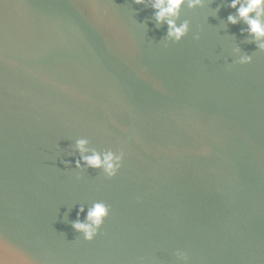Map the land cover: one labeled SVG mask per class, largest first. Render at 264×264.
<instances>
[{"label":"water","instance_id":"water-1","mask_svg":"<svg viewBox=\"0 0 264 264\" xmlns=\"http://www.w3.org/2000/svg\"><path fill=\"white\" fill-rule=\"evenodd\" d=\"M230 13L183 8L191 30L165 47L166 25L134 0H0L10 247L36 264H177V248L191 264H264V52ZM234 45L252 62L234 63ZM79 136L123 148L119 173L63 163ZM96 200L110 214L84 241L71 221Z\"/></svg>","mask_w":264,"mask_h":264},{"label":"clouds","instance_id":"clouds-1","mask_svg":"<svg viewBox=\"0 0 264 264\" xmlns=\"http://www.w3.org/2000/svg\"><path fill=\"white\" fill-rule=\"evenodd\" d=\"M134 3L150 7L156 24L166 25L163 44L167 47L170 43L180 42L191 30L190 20L180 19L182 9L185 7L202 9L209 3V0H134ZM228 7L234 9L235 14L228 15L227 23L237 25L242 21L246 27L240 29V34H246L250 37V42L254 43L259 51L264 52V0H228ZM193 38L199 40L200 32L193 33ZM231 53L234 57L233 62L237 64H249L253 60V56L244 52L239 45L232 46ZM74 150L78 153L75 161L66 160L63 163L69 166L74 163V168L80 172H85L89 168L99 169L106 178H112L123 167L125 157L123 148L119 150L98 149L92 146L87 136H79L75 139ZM203 151L207 152V147ZM109 214L110 205L103 200L93 201L90 205L80 203L76 219L71 221V226L76 232L82 234L84 241H93L100 234ZM173 255L177 264H191L186 250L177 248ZM0 264H36V262L31 257L10 247L7 241L0 237Z\"/></svg>","mask_w":264,"mask_h":264}]
</instances>
